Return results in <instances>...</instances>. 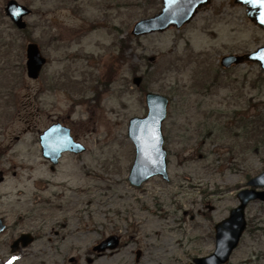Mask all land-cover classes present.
Segmentation results:
<instances>
[{"label": "rangeland", "instance_id": "obj_1", "mask_svg": "<svg viewBox=\"0 0 264 264\" xmlns=\"http://www.w3.org/2000/svg\"><path fill=\"white\" fill-rule=\"evenodd\" d=\"M16 1L31 14L20 31L5 13L8 0H0V133L7 129L0 152L8 150L0 168L8 174L4 187L23 192L16 207L3 199L0 210L12 220L30 211L35 222L27 229L45 221L46 234L51 227L61 234H50L58 250L40 243L4 264H189L214 252L215 225L264 172V73L254 62L226 69L221 60L264 46V30L235 0H213L181 29L139 37L133 27L159 10L157 0ZM31 42L48 60L38 80L27 73ZM149 92L169 99L170 180L134 187L128 127L147 116ZM53 121L87 150L64 155L51 172L38 134ZM46 181L49 190L39 195L48 202L32 204L35 184ZM246 217L227 264H264V203H251ZM113 234L116 251L93 255Z\"/></svg>", "mask_w": 264, "mask_h": 264}, {"label": "water", "instance_id": "obj_2", "mask_svg": "<svg viewBox=\"0 0 264 264\" xmlns=\"http://www.w3.org/2000/svg\"><path fill=\"white\" fill-rule=\"evenodd\" d=\"M164 8L161 13L138 21L132 34L136 37L155 32H164L170 28L181 29L190 24L202 6L210 4V0H162ZM236 4L246 7L248 18L264 30V0H235ZM18 13V14H17ZM6 14L19 29H25V17L31 10L17 1L7 4ZM244 62L259 64L264 73V46L256 51L240 56L229 55L221 60L223 68H230ZM46 64L39 46L30 43L27 46V73L31 79H37ZM134 84L139 86L141 77L134 78ZM148 114L145 117H134L129 122L128 137L135 146V161L129 175L132 186L140 187L153 177H162L169 181L167 151L164 149L163 123L168 115L169 99L157 93L146 94ZM44 156L57 165L66 152L82 154L86 147L76 142L68 127L56 124L41 136ZM248 188L237 194L239 205L233 208L229 216L215 226V250L209 256L195 258L191 264H227L234 251L239 247L244 236L248 221L246 211L253 202L264 203V172L251 178ZM120 244L118 236L107 238L96 251L114 250ZM140 253H137L139 259Z\"/></svg>", "mask_w": 264, "mask_h": 264}, {"label": "flooded vegetation", "instance_id": "obj_3", "mask_svg": "<svg viewBox=\"0 0 264 264\" xmlns=\"http://www.w3.org/2000/svg\"><path fill=\"white\" fill-rule=\"evenodd\" d=\"M10 1H12V0H8L7 4ZM14 1H16V0H14ZM157 1L159 2L160 8H159V10L157 12L154 13L153 16L161 13V11L164 8L163 1L162 0H157ZM212 3H213V0H210V4H208L206 6H202L199 9V11H198V13L196 15H198L202 11L206 10L209 6L212 5ZM20 5H22V4H20ZM243 7L246 9L245 6H243ZM6 8H7V5L5 7V13H6ZM10 20H11V18H10ZM12 23H13V21H12ZM14 26L20 31H24L27 28L26 27L25 29H19L15 24H14ZM31 43H34V42H31ZM39 48L41 50L40 46H39ZM41 52H42V50H41ZM47 63H48V60L46 58V64L44 65L39 77L37 79H35V80H38L40 78L45 66L47 65ZM55 123L56 124H61L62 126H65V127H68L62 121H56V122L53 121L47 128H45L44 130H42V132H40L38 134V144L40 146V151H41L42 158L48 164L49 169H50L51 172L55 171V168L60 164L61 160L59 161V163L57 165H54V163L51 160L47 159L44 156L42 145H41V136L48 129H50L52 126L56 125ZM6 131H7V129H5V131L3 133H0V135L1 134L5 135ZM71 134H72V131H71ZM73 138H74V140L76 142H79V141H77L75 139L74 136H73ZM15 140L16 141L20 140V136L15 137ZM0 147H2V145H0ZM8 148L10 150L13 147H8ZM7 151L8 150H6L5 152L4 151L0 152V161L4 158V155L6 156ZM66 154L78 155V154L66 152V153L63 154V156L66 155ZM63 156H62V158H63ZM32 168L33 167H31V169ZM13 176L17 177V173L14 172ZM7 179H8L7 171L4 168H0V189H2V188L5 189V191L0 194V202L3 201V199H8L9 202H11L12 207H16L17 203H21L22 202L21 194H22L23 191L21 189L15 190V187L14 188L13 187H4L6 185ZM30 180H31V178H30ZM48 185H49L48 181H46L45 185H43V186L41 185V183L40 184H38V183L35 184V186H36L35 189H34L35 193L33 195V199L30 200L32 202V204L38 205V204H42V203L45 204V203L48 202L45 198H42L39 195V193H45L46 191L49 190ZM12 197L16 198L17 200L16 201L11 200ZM9 214L10 213L8 211L4 212L3 210H0V264H4V262L7 261V260L9 261V263H11V259L8 258L9 256H14L16 258L17 257L19 258V257H21V255H23V253L28 251L31 247H33V246H35L37 244H40V243L41 244L46 243L49 249H57L58 248V247H56L55 244H53V239H52V237H50V234H53L55 236H59L61 234L56 228L51 227V232L46 234L47 232H45L44 230L47 229V227H46L47 223H45V221H43L40 225H36L33 228H31V229H27V227H26L27 223L35 222V220H33V215L31 214L30 211L26 212L24 215H18L16 217V219H14V220H12V218H11V216ZM64 227H65V225H64ZM215 235H216V232H215ZM111 236H118V235L113 234ZM64 239H65V237L62 238V240H64ZM105 240H106V238H103L99 242H97L96 245L93 246V248H92L93 255H95L97 257H102V256H105L107 254H113L112 252L116 251V249L115 250H111V251L110 250H105V251H96V250H94L95 247L100 246L102 244V242H104ZM44 249H45V247H43L41 251L43 252ZM139 253H140L139 259H137V261H139L140 257H141V252L139 251ZM209 255H207V256H209ZM203 257H206V256H203ZM196 258H200V257H196ZM193 260L191 261V263L193 262ZM75 261L76 260L74 258H71V262H75ZM15 262H16V259H15ZM88 262L91 264L93 261H92V259H89ZM191 263H189V264H191Z\"/></svg>", "mask_w": 264, "mask_h": 264}, {"label": "snow or ice", "instance_id": "obj_4", "mask_svg": "<svg viewBox=\"0 0 264 264\" xmlns=\"http://www.w3.org/2000/svg\"><path fill=\"white\" fill-rule=\"evenodd\" d=\"M18 14V13H17Z\"/></svg>", "mask_w": 264, "mask_h": 264}]
</instances>
